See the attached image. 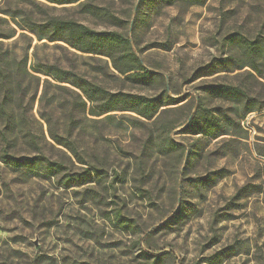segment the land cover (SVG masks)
I'll return each mask as SVG.
<instances>
[{
    "label": "rangeland",
    "instance_id": "rangeland-1",
    "mask_svg": "<svg viewBox=\"0 0 264 264\" xmlns=\"http://www.w3.org/2000/svg\"><path fill=\"white\" fill-rule=\"evenodd\" d=\"M36 1L51 15L128 37L144 70L122 75L111 58L35 39L28 67L57 63L112 92L169 96L159 113L177 123L171 139L181 147L158 152L146 144L152 121L117 111L89 117L80 133L85 161L99 170L88 184L68 188L63 175L0 160V264H264V0ZM29 7L0 0L4 10ZM20 33L3 40L18 55L29 47ZM40 87L31 115L51 142L47 154L81 174L90 166L48 139ZM197 116L200 125L187 128Z\"/></svg>",
    "mask_w": 264,
    "mask_h": 264
},
{
    "label": "trees",
    "instance_id": "trees-1",
    "mask_svg": "<svg viewBox=\"0 0 264 264\" xmlns=\"http://www.w3.org/2000/svg\"><path fill=\"white\" fill-rule=\"evenodd\" d=\"M20 1L29 5V9H0V13L10 17V21L0 17V160L2 163L16 170L25 169L49 177L63 175L68 188L88 184L99 170L85 161L84 150L80 148V133L89 117L96 119L117 111H129L141 119L152 121L150 125L152 133L147 138L146 144L154 146L158 152L172 153L181 147L171 139V134L178 127L177 123L164 122L165 110L159 113L161 108L172 105L170 103L174 100L169 96H166L165 101L162 96L148 97L112 92L96 81L88 79L82 72L73 68H62L57 63L35 62L28 67V50L35 39L38 42L64 44L67 50L77 53L111 58L114 69L122 75L144 70L141 69L138 58L132 53L131 41L128 37L113 31L91 30L82 23L51 15L48 6L36 0ZM44 1L61 6L81 0ZM161 1L171 4L175 0ZM185 1L192 6H202L207 0ZM18 30L21 31L19 36L29 41V47L23 49L21 55L5 48L3 41L13 39ZM252 50L256 53L254 48ZM116 53L121 54L120 59H123L127 65L126 70L116 64L114 56ZM250 68L260 75L257 65L251 64ZM41 85L43 90L38 99L39 116L47 125L48 139L50 138L57 146L67 149L79 164H86L91 169L87 168L81 174H69L68 164L48 156L46 146L51 142H48L43 129L35 123L36 118L31 115ZM220 88L233 95L247 94L238 87L223 85ZM200 111L201 108L197 113L199 116ZM199 116L195 117L187 128L198 127ZM203 120L205 127L212 124L207 117ZM199 131L198 134L206 133L205 130ZM21 147H25L24 151L27 155H21L19 150ZM58 151L62 150L58 149ZM261 155L264 157V154ZM118 216L121 217V213ZM125 220L121 217L120 224L124 226L129 224ZM154 258L157 262L162 260L161 257Z\"/></svg>",
    "mask_w": 264,
    "mask_h": 264
}]
</instances>
